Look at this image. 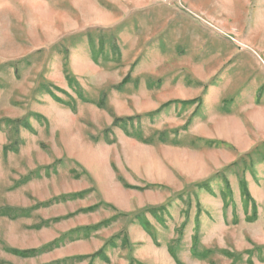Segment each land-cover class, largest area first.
Segmentation results:
<instances>
[{
  "label": "rangeland",
  "instance_id": "374dc122",
  "mask_svg": "<svg viewBox=\"0 0 264 264\" xmlns=\"http://www.w3.org/2000/svg\"><path fill=\"white\" fill-rule=\"evenodd\" d=\"M4 208L0 264H264V0H0Z\"/></svg>",
  "mask_w": 264,
  "mask_h": 264
},
{
  "label": "trees",
  "instance_id": "16d2710c",
  "mask_svg": "<svg viewBox=\"0 0 264 264\" xmlns=\"http://www.w3.org/2000/svg\"><path fill=\"white\" fill-rule=\"evenodd\" d=\"M122 85H123V83H122ZM80 97H81V99H84L85 100V98L82 96V94L80 93ZM201 102V100H199V99H195V100H190V101H184V102H182L184 105H190V104H195V103H200ZM178 104V102L177 101H173V102H169V103H167V104H164L158 111H156V112H160V110L161 109H163V108H166V107H169V106H171V105H173V104ZM98 106L100 107V108H105L106 107V102H105V100H104V96L102 97V100L98 103ZM155 112V113H156ZM132 118H127V119H124V118H117V117H115L114 118V123H113V125H114V127H119V128H122V129H124V130H127V124H129L130 122H132ZM137 120H140V118H138ZM16 123V122H15ZM18 125V124H17ZM24 127H26V128H28V129H31L30 128V126L28 125V124H26V125H24ZM161 139V141H164V139H162V138H160ZM10 150H12V152H15L14 151V148H5V153H9L10 152ZM6 155V154H5ZM122 181V180H121ZM127 188H132V187H130V186H127ZM108 207H110V206H108ZM95 208L94 207H92V208H89V209H87V210H89V211H93ZM111 209H115V208H111ZM86 210V211H87ZM116 211V210H115ZM22 211H20V210H16V209H13V208H4V209H0V217H11V218H18V217H21V216H25V217H27L29 214H28V210H23V212L21 213ZM21 213V214H20ZM25 213V214H24ZM137 220H139V222L142 224L143 223V221L141 220V218H138ZM143 225H144V227L146 228V230L147 231H150V228L145 224V223H143ZM12 253H14V254H18V255H20V256H23V257H26V256H28V255H30V254H35L36 252L35 251H17V250H12ZM101 254V251L100 252H98V255H100Z\"/></svg>",
  "mask_w": 264,
  "mask_h": 264
},
{
  "label": "built area",
  "instance_id": "2783aa9c",
  "mask_svg": "<svg viewBox=\"0 0 264 264\" xmlns=\"http://www.w3.org/2000/svg\"><path fill=\"white\" fill-rule=\"evenodd\" d=\"M199 19L201 20V18L199 17Z\"/></svg>",
  "mask_w": 264,
  "mask_h": 264
}]
</instances>
